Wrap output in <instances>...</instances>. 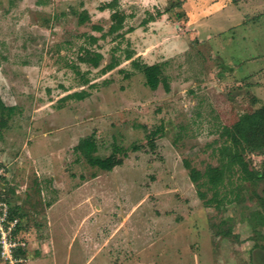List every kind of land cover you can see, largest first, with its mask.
Segmentation results:
<instances>
[{"label":"rangeland","instance_id":"obj_1","mask_svg":"<svg viewBox=\"0 0 264 264\" xmlns=\"http://www.w3.org/2000/svg\"><path fill=\"white\" fill-rule=\"evenodd\" d=\"M108 1L0 0V96L15 106L0 122V189L29 219L24 263L264 264L262 186L236 169L214 189L185 163L220 164L222 127L264 104V0H119L125 36L102 37ZM144 63L162 64L169 89L146 84ZM89 136L122 164H90L75 148ZM246 157L260 169L264 154Z\"/></svg>","mask_w":264,"mask_h":264},{"label":"trees","instance_id":"obj_2","mask_svg":"<svg viewBox=\"0 0 264 264\" xmlns=\"http://www.w3.org/2000/svg\"><path fill=\"white\" fill-rule=\"evenodd\" d=\"M100 8L105 10L107 8L111 9V24L107 30L99 24H93L95 30L102 31L101 36L105 37L107 35L114 34L115 37L125 36L124 27L125 20L127 15L119 9V0H110L101 4ZM164 12H167L168 8L164 9ZM158 14H162V11H159ZM154 14L144 19V22L155 19ZM90 20L89 12L84 9L78 14V22L84 24ZM101 36L94 34H89L88 38L91 44L96 43ZM87 56H80L82 61L90 62L94 67H98L103 58V54L99 51L92 52L89 48H82ZM127 58H130L131 55L128 52L126 54ZM120 63V59L116 56H113L107 64L102 68V72H107ZM140 69L142 70L145 76V82L151 89H156L159 84L163 81L166 89H169V83L166 81L165 77H162V64L153 63V64H141ZM72 97L81 99L85 96L84 91H74L69 94ZM15 111V106L6 105L0 96V122L5 123L7 118H9ZM221 136L226 139V142L223 143L219 148L220 153V164L218 165H207L204 171H201L186 161L187 167L190 169V177L193 181H198L203 176H206L207 181L211 184L212 188H217L220 183L223 182L226 173H234L232 171L238 170L240 177L248 181H257L262 186L263 196H259L264 205V157L260 161V169H255L252 167L251 161L247 159L246 152L256 151L264 154V104L256 107L252 111L243 112L237 114L234 112L232 114L231 122L229 125H224L221 130ZM147 145L150 149H153L155 146L154 140L151 138L148 140ZM97 145L93 136H89L82 141H80L75 148L81 149L84 156L87 158L88 162L92 165H97L102 169L111 170L116 165L122 164L121 157L117 156L118 148L114 149L112 152L108 153L106 156L100 155L96 149ZM146 147L143 145H136L134 148L141 149ZM146 149V148H145ZM213 196L217 200V191H214ZM0 198L5 199L10 205V214L11 216H19L21 218L20 225L16 228L15 231L23 229L25 226L24 220L28 218H22L25 216V212L17 205H12L8 199L7 195H2L0 189ZM220 202V200H217ZM260 214V213H259ZM261 217L264 216L261 215ZM25 220V221H27ZM34 225L37 227L41 226V230L49 229L48 224L39 219L34 220ZM232 233L231 228H226L224 230L225 235ZM17 256H21L26 259L27 249H21L15 251ZM17 264H25L24 261L18 262Z\"/></svg>","mask_w":264,"mask_h":264},{"label":"built area","instance_id":"obj_3","mask_svg":"<svg viewBox=\"0 0 264 264\" xmlns=\"http://www.w3.org/2000/svg\"><path fill=\"white\" fill-rule=\"evenodd\" d=\"M20 221L19 216H11L10 205L5 199L0 198V259L10 264L24 261V258L17 256L15 251L19 248L27 249L28 245L24 230L15 231Z\"/></svg>","mask_w":264,"mask_h":264},{"label":"crops","instance_id":"obj_4","mask_svg":"<svg viewBox=\"0 0 264 264\" xmlns=\"http://www.w3.org/2000/svg\"><path fill=\"white\" fill-rule=\"evenodd\" d=\"M55 205H56V204L54 203V204H52L51 206L54 207ZM48 224H49L50 226H52V224H51L50 222H49ZM23 230H24V228H23Z\"/></svg>","mask_w":264,"mask_h":264}]
</instances>
